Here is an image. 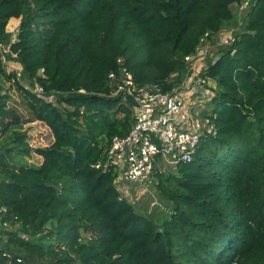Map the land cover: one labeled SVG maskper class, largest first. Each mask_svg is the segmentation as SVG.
Masks as SVG:
<instances>
[{"label": "trees", "instance_id": "obj_1", "mask_svg": "<svg viewBox=\"0 0 264 264\" xmlns=\"http://www.w3.org/2000/svg\"><path fill=\"white\" fill-rule=\"evenodd\" d=\"M241 2L0 0V77L53 135L33 149L0 87V205L20 223L0 242V264H264V0L202 72L217 84L205 112L214 134L191 162L157 175L169 217L158 225L138 212L105 168L112 139L134 122L129 103L112 95L118 59L138 85L172 92L185 58L233 22ZM12 19L21 20L15 39ZM33 152L41 164L25 161Z\"/></svg>", "mask_w": 264, "mask_h": 264}, {"label": "built area", "instance_id": "obj_2", "mask_svg": "<svg viewBox=\"0 0 264 264\" xmlns=\"http://www.w3.org/2000/svg\"><path fill=\"white\" fill-rule=\"evenodd\" d=\"M244 4L245 8H249V2ZM218 35L225 46H231L237 39L233 29H225L216 35L206 34L201 44L205 39ZM198 51L185 58L190 70L196 68V64L192 63ZM3 59L6 62V58ZM118 63L121 65L119 74L111 72L109 75L110 82L115 85L112 95L122 97L132 105L134 122L127 135L112 139L105 168L116 174L115 185L124 197L123 193H129L131 187L120 188V181L125 185L144 183L162 174L167 166L176 169L180 164L191 162L202 137L207 133L214 134V126L205 116L207 109L203 103L198 104V108H201L194 114L188 104L189 97L186 99L180 90L165 93L155 85H138L132 73L123 67V59H118ZM17 73L20 77L21 73ZM197 75L192 74L191 79L194 80ZM208 80L198 77L196 85L203 88L201 93L211 100L212 92L206 88ZM25 87L36 94H44L42 87ZM128 96L135 99L137 106L127 100ZM201 113L204 115L201 116ZM18 219L6 206L0 205V242L6 239V233L16 231V226L20 225ZM3 256L10 255L4 253ZM17 262L24 263L21 258Z\"/></svg>", "mask_w": 264, "mask_h": 264}, {"label": "rangeland", "instance_id": "obj_3", "mask_svg": "<svg viewBox=\"0 0 264 264\" xmlns=\"http://www.w3.org/2000/svg\"><path fill=\"white\" fill-rule=\"evenodd\" d=\"M253 1L254 0H242L240 4L233 6V12L236 14L237 17L233 22L225 25L222 30L233 29L234 36L237 37V35L241 33L244 28V14L248 12V8H245L246 4L244 3L249 2L251 5ZM242 4H244L243 7ZM9 30L13 29L9 27L8 31ZM9 32L12 34V38L15 39L16 31ZM224 47L227 46L222 45L220 41V35L213 38L205 39L198 48L199 51L197 53V57L192 63L193 65L196 64V68L194 70H190L188 67V72L181 78V81L176 86V88H174V90H180L186 99H188L189 97L188 104L190 107H192V111L195 112L194 114H196L197 110L201 108H198V104L200 102L206 106L207 110L211 108V106H209V97L201 93L203 88H199L196 85V82L198 77H202V72L207 68V66L220 56L221 52L224 50ZM15 68H21V66H19L15 62H9L8 69L12 71ZM192 74H198L197 77H194V80L193 78L191 79ZM177 80L178 76L174 75L172 77V81ZM22 82L25 86L33 87L30 85L29 82H26L24 80ZM0 87L9 91L10 95L12 96L9 106L11 108L16 109L22 117V121L24 122L22 131L28 134V142L30 146L33 149H37L51 145L53 142V135L51 130L42 122H32L31 113L28 110V107L24 102L23 98L21 97V94L16 90V86L13 83L4 82V80L0 77ZM206 88L212 92V90H215V88H217V84L213 80H208ZM193 92H195L194 96L192 95ZM52 100L55 101L56 97H52ZM128 106L132 108L131 104H128ZM203 115L204 113H201V116ZM25 161L30 164L39 165L42 163L43 159L33 152L30 157L25 158ZM174 172H176L175 168L167 166L165 171L162 172V174L168 176L169 174ZM157 175H155L154 178H151L149 181H146L144 183L138 182L133 183L131 185H125L120 181L119 186L122 189L124 187H131L129 193H123L124 198L128 199L136 207L138 212L150 216L151 218H153L155 223L161 225L171 214L172 204L160 193L157 187ZM19 227L20 225L16 226V230H18ZM11 251L16 255H19L20 257L26 256V253L22 249L12 248ZM36 264H44V262L37 261Z\"/></svg>", "mask_w": 264, "mask_h": 264}, {"label": "crops", "instance_id": "obj_4", "mask_svg": "<svg viewBox=\"0 0 264 264\" xmlns=\"http://www.w3.org/2000/svg\"><path fill=\"white\" fill-rule=\"evenodd\" d=\"M20 22H21L20 19H12V20L10 21L9 27H10L11 29H13V30H9V31H16V32H17V29H18V27H19V25H20ZM11 25H12V26H11Z\"/></svg>", "mask_w": 264, "mask_h": 264}, {"label": "water", "instance_id": "obj_5", "mask_svg": "<svg viewBox=\"0 0 264 264\" xmlns=\"http://www.w3.org/2000/svg\"><path fill=\"white\" fill-rule=\"evenodd\" d=\"M127 100L130 101L134 106H137V103L135 102V99L132 96H128Z\"/></svg>", "mask_w": 264, "mask_h": 264}]
</instances>
